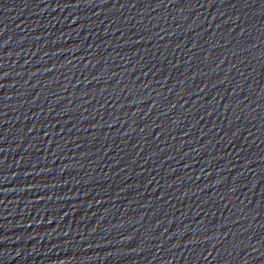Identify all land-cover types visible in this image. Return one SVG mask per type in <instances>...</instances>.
Returning a JSON list of instances; mask_svg holds the SVG:
<instances>
[{
  "label": "water",
  "instance_id": "water-1",
  "mask_svg": "<svg viewBox=\"0 0 264 264\" xmlns=\"http://www.w3.org/2000/svg\"><path fill=\"white\" fill-rule=\"evenodd\" d=\"M0 264H264V0H0Z\"/></svg>",
  "mask_w": 264,
  "mask_h": 264
}]
</instances>
